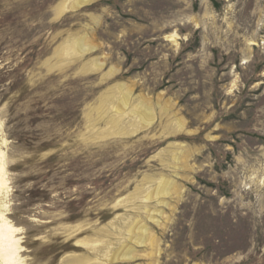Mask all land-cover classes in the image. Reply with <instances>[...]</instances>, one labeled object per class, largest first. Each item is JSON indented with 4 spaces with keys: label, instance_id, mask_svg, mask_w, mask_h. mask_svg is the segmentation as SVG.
Wrapping results in <instances>:
<instances>
[{
    "label": "rangeland",
    "instance_id": "obj_1",
    "mask_svg": "<svg viewBox=\"0 0 264 264\" xmlns=\"http://www.w3.org/2000/svg\"><path fill=\"white\" fill-rule=\"evenodd\" d=\"M80 2L0 0L26 264H264V0Z\"/></svg>",
    "mask_w": 264,
    "mask_h": 264
},
{
    "label": "bare ground",
    "instance_id": "obj_2",
    "mask_svg": "<svg viewBox=\"0 0 264 264\" xmlns=\"http://www.w3.org/2000/svg\"><path fill=\"white\" fill-rule=\"evenodd\" d=\"M89 1L90 0H82V3L80 2L79 5H83ZM3 156L4 154L2 152V154H0V195L6 193L8 189L6 164L3 160ZM167 193L168 186L165 185L162 188V195ZM19 231L20 230L18 228L11 224V222L6 218L5 213L0 209V264H26L23 256H21L22 246L21 239L18 237ZM112 259L113 261L116 260V256ZM66 264H84V262L82 259H75L67 262Z\"/></svg>",
    "mask_w": 264,
    "mask_h": 264
}]
</instances>
